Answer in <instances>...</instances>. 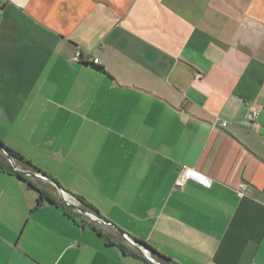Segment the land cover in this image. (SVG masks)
Listing matches in <instances>:
<instances>
[{"label":"crops","instance_id":"crops-1","mask_svg":"<svg viewBox=\"0 0 264 264\" xmlns=\"http://www.w3.org/2000/svg\"><path fill=\"white\" fill-rule=\"evenodd\" d=\"M85 105L140 137L109 183L123 194L86 209L109 225L36 206L43 186L6 166L0 264H154L125 232L161 264H264V0H0L2 144L51 179L25 130L64 133ZM181 166L210 185L177 188Z\"/></svg>","mask_w":264,"mask_h":264},{"label":"rangeland","instance_id":"rangeland-1","mask_svg":"<svg viewBox=\"0 0 264 264\" xmlns=\"http://www.w3.org/2000/svg\"><path fill=\"white\" fill-rule=\"evenodd\" d=\"M85 107H87L85 110L87 117L84 116L82 120H78L77 125L76 115L69 114L66 122L67 129L64 130V133L56 132L53 129L52 135L41 134L46 131V125L59 122V119L54 118L30 121L36 125L33 126V129L25 130V134L29 133L24 136L25 147L30 146L31 148L25 153L29 157V161L37 167L40 166V169L47 172L50 178L63 190L69 192L65 199L62 198L60 191L53 185L48 176L21 161H15L3 147H0V160L9 168L16 166L13 169L27 179L39 182L43 186L41 190L45 192V195L60 203V206L68 210L74 217H83L90 225L104 227V224L100 222L101 218L86 209L89 208L88 206H92L93 202L101 204V206L106 205L107 202L102 197L103 193L106 195L114 193L118 197L123 194L122 189L113 187L114 185L111 186L109 183L123 180V174L119 169L128 161L125 155L133 153H125V149L135 148L140 143V137L125 135L124 130L119 126L122 125V121L112 122L107 119L96 121L92 119L90 109L92 106L85 105ZM81 127L83 128L82 131H80ZM3 128L8 130L7 124ZM10 131L7 140L21 139L18 135H13L12 130ZM116 168H118L117 171H115ZM96 179L101 181L102 186H97ZM70 205L74 206L75 209H71ZM80 209L88 212L89 215L82 213ZM112 218L126 223L131 220L130 217L122 215ZM105 219L104 221H110L107 217ZM133 219L135 220L137 217H133ZM113 224L116 226L115 223ZM133 225L138 226V223ZM125 234L127 233L125 232ZM121 237L126 241L123 235ZM145 252L147 257H153L151 252L146 250Z\"/></svg>","mask_w":264,"mask_h":264},{"label":"built area","instance_id":"built-area-1","mask_svg":"<svg viewBox=\"0 0 264 264\" xmlns=\"http://www.w3.org/2000/svg\"><path fill=\"white\" fill-rule=\"evenodd\" d=\"M75 58L76 59H80L81 58V51L79 49H77L75 51ZM92 61V63L97 64L98 63V59L97 58H93L90 59ZM258 112L257 111H253L252 112V117L256 118L257 117ZM222 126H224L226 123L222 122L221 123ZM195 174V175H194ZM188 181H194L196 183L202 184V185H210V179L204 175L202 172L198 171L197 169L193 168V167H186V166H181L176 173V177L174 180V185L177 188H182ZM245 188V185L243 183L239 184V191L238 194L239 196L243 195V190ZM154 264H161L157 261H155L154 259L151 260Z\"/></svg>","mask_w":264,"mask_h":264},{"label":"trees","instance_id":"trees-1","mask_svg":"<svg viewBox=\"0 0 264 264\" xmlns=\"http://www.w3.org/2000/svg\"><path fill=\"white\" fill-rule=\"evenodd\" d=\"M0 147H3L5 150H7V152L9 153V155L15 160V161H21L22 159L20 158V156L17 154V153H15V152H13V151H10L9 149H7L3 144H2V142L0 141ZM5 168H7L4 164H3V161L2 160H0V170L2 171H4V169ZM14 172L17 174V176L19 177V178H23V176H22V174H20L19 172H16L15 170H14ZM28 183H29V185L30 186H33L29 181H28ZM38 192H39V196L37 197V203H36V206H38L41 202H43V201H48V202H51V203H53V204H55V205H59L60 206V203H57L55 200H53V199H51L50 197H47L46 195H45V192H43L41 189H39L38 190ZM79 200V199H78ZM69 216H70V212H69V214H68ZM72 217V216H71ZM94 230H96L95 228H93ZM96 231H98V230H96ZM138 243H141L142 244V242H140V241H137ZM119 246L121 247V249L122 250H124V248H123V246L121 245V244H119Z\"/></svg>","mask_w":264,"mask_h":264},{"label":"water","instance_id":"water-1","mask_svg":"<svg viewBox=\"0 0 264 264\" xmlns=\"http://www.w3.org/2000/svg\"><path fill=\"white\" fill-rule=\"evenodd\" d=\"M10 157H11V156H10ZM13 168H16V166L13 167ZM50 180H51V179H50ZM51 181H52L53 185H54V186L60 191V193H61V195H62V198L65 199L66 196H67V194H69V192L63 190V189H62V188H61V187H60L55 181H53V180H51ZM68 205H69V204H68ZM70 206H71V209H75L74 206H72V205H70ZM80 210H82V209H80ZM82 213H85L86 215H89V213L86 212V211H84V210H82ZM100 222L103 223V224H105V225H109L108 222H106V221H102V219L100 220ZM122 235H123V237L125 238V240H126L129 244H131V245H133V246H135V247H138V248H142L143 251H144L143 253H144L145 255L147 254V253L145 252V250L151 252L147 246H145V245H143V244H141V243H138V242L135 241L134 239L130 238L129 235H127V234H125V233H122ZM144 249H145V250H144ZM149 259H150V260H153L154 258L149 256Z\"/></svg>","mask_w":264,"mask_h":264},{"label":"snow or ice","instance_id":"snow-or-ice-1","mask_svg":"<svg viewBox=\"0 0 264 264\" xmlns=\"http://www.w3.org/2000/svg\"><path fill=\"white\" fill-rule=\"evenodd\" d=\"M195 175V174H194Z\"/></svg>","mask_w":264,"mask_h":264}]
</instances>
